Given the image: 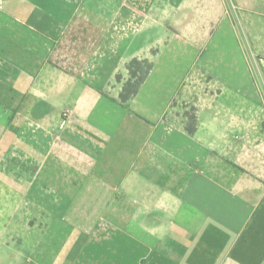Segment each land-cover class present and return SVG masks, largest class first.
<instances>
[{"label":"crops","instance_id":"crops-1","mask_svg":"<svg viewBox=\"0 0 264 264\" xmlns=\"http://www.w3.org/2000/svg\"><path fill=\"white\" fill-rule=\"evenodd\" d=\"M234 2L0 0V264H264V11Z\"/></svg>","mask_w":264,"mask_h":264},{"label":"rangeland","instance_id":"rangeland-1","mask_svg":"<svg viewBox=\"0 0 264 264\" xmlns=\"http://www.w3.org/2000/svg\"><path fill=\"white\" fill-rule=\"evenodd\" d=\"M259 3H257L254 7L255 12L256 13H260L259 11H264V7L261 5V2L263 0H258ZM227 4H228V10H227V18L228 20L231 22L233 29H234V16L235 14H237L236 11H234V0H226ZM244 41L243 43H246V40L244 38H242ZM246 46V45H245ZM246 52L244 53V60L245 62L248 64V72H250V77L254 80V81H262L263 76L261 75V72L259 70H257L258 68V62L259 59H264V54H254L250 48H245ZM255 52H260L261 50H259L256 46L254 48ZM175 113H179L181 114L183 117H186L187 114L191 113V108H189L188 106H184V105H178L177 107H175L174 109Z\"/></svg>","mask_w":264,"mask_h":264},{"label":"trees","instance_id":"trees-1","mask_svg":"<svg viewBox=\"0 0 264 264\" xmlns=\"http://www.w3.org/2000/svg\"><path fill=\"white\" fill-rule=\"evenodd\" d=\"M185 131L190 135H194L197 127V118L194 108H191V113L186 115Z\"/></svg>","mask_w":264,"mask_h":264}]
</instances>
